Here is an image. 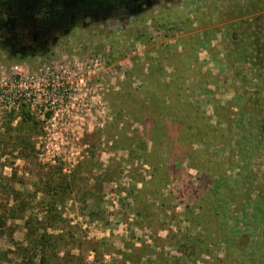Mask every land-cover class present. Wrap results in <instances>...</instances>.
I'll list each match as a JSON object with an SVG mask.
<instances>
[{
    "label": "rangeland",
    "instance_id": "obj_1",
    "mask_svg": "<svg viewBox=\"0 0 264 264\" xmlns=\"http://www.w3.org/2000/svg\"><path fill=\"white\" fill-rule=\"evenodd\" d=\"M38 1L0 20V258L264 264V0Z\"/></svg>",
    "mask_w": 264,
    "mask_h": 264
},
{
    "label": "trees",
    "instance_id": "obj_2",
    "mask_svg": "<svg viewBox=\"0 0 264 264\" xmlns=\"http://www.w3.org/2000/svg\"><path fill=\"white\" fill-rule=\"evenodd\" d=\"M40 4L41 2L38 0H0V20L3 19L4 13H7L9 16L11 15V7H17L19 10L16 8V11L20 12V14L26 18V21H24L25 24H23L26 30H30L32 28L31 30L42 31L44 30V27H46L45 22L51 19V15L47 10L45 12L40 11L42 8V6H39ZM11 19L15 20L13 17ZM18 24L21 25V23H14L13 25L17 28V26H19ZM36 27L43 28L40 29ZM198 122V120H194L189 126V128L193 130L192 135L194 136H191L192 138L189 137V142H198L204 144L208 138L206 137V133H204L206 131H203ZM260 132L262 138L264 139V121L260 125ZM142 146L144 147L145 145L143 144Z\"/></svg>",
    "mask_w": 264,
    "mask_h": 264
},
{
    "label": "built area",
    "instance_id": "obj_3",
    "mask_svg": "<svg viewBox=\"0 0 264 264\" xmlns=\"http://www.w3.org/2000/svg\"><path fill=\"white\" fill-rule=\"evenodd\" d=\"M52 87H53L54 90H59V92H61V97L63 99L68 96L69 88H67L66 85H64V84H57V87L58 88H56V86L54 84H52Z\"/></svg>",
    "mask_w": 264,
    "mask_h": 264
},
{
    "label": "crops",
    "instance_id": "obj_4",
    "mask_svg": "<svg viewBox=\"0 0 264 264\" xmlns=\"http://www.w3.org/2000/svg\"><path fill=\"white\" fill-rule=\"evenodd\" d=\"M3 257H5V255H3ZM0 258V264H4V263H7V264H17V262H13L12 260L10 259H6V258Z\"/></svg>",
    "mask_w": 264,
    "mask_h": 264
},
{
    "label": "flooded vegetation",
    "instance_id": "obj_5",
    "mask_svg": "<svg viewBox=\"0 0 264 264\" xmlns=\"http://www.w3.org/2000/svg\"><path fill=\"white\" fill-rule=\"evenodd\" d=\"M48 46H49V44H48Z\"/></svg>",
    "mask_w": 264,
    "mask_h": 264
}]
</instances>
